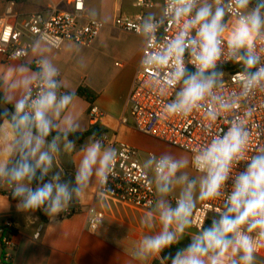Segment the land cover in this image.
Returning <instances> with one entry per match:
<instances>
[{
    "label": "clouds",
    "instance_id": "clouds-1",
    "mask_svg": "<svg viewBox=\"0 0 264 264\" xmlns=\"http://www.w3.org/2000/svg\"><path fill=\"white\" fill-rule=\"evenodd\" d=\"M87 18L96 24V9H87ZM130 28L142 40L141 67L160 96L171 92L165 113L187 117L204 109L209 130L216 121L224 124L191 156L151 154L134 165L154 200L140 218L147 233L132 258L141 264H264L258 257L264 250V147L250 152L246 122L249 100L264 94V0H164ZM46 44V35L39 34L0 71V188L16 201L17 212L41 211L56 225L91 188L104 201L118 153L103 132L93 131L80 143L83 124L69 111L77 92L45 54ZM229 63L238 67V90L225 95ZM66 162L74 166L71 173ZM215 200H221L219 209L210 223L200 224L198 202ZM92 223L101 227L102 218ZM194 226L198 230L188 241L174 247Z\"/></svg>",
    "mask_w": 264,
    "mask_h": 264
},
{
    "label": "crops",
    "instance_id": "crops-1",
    "mask_svg": "<svg viewBox=\"0 0 264 264\" xmlns=\"http://www.w3.org/2000/svg\"><path fill=\"white\" fill-rule=\"evenodd\" d=\"M8 1L0 0V17H5ZM15 1V21L18 24L33 14L53 8L73 10V0ZM146 1L151 2L150 7L139 6V0H85L86 15L87 9L94 8L98 13V20L106 24L94 43L80 46L67 42L60 50L44 45L45 54L60 69L61 78L67 87L77 92L78 99L69 111L81 120L82 132L98 125L108 133L117 134L120 140L137 147L141 153L148 150L154 141H162L142 134L134 127L128 98L141 64L142 40L140 36L120 29L115 20L121 16L145 14L159 9L163 4V0ZM26 41L28 39L23 38V42ZM31 59L32 56H29L28 61ZM80 60H83V67L78 63ZM13 62V59L7 61L0 52V71ZM81 89L86 91L84 95L78 93ZM94 102L103 111V117L97 123L92 122L88 115ZM123 117L129 119L127 124L122 123ZM177 150L190 156L185 151ZM63 166L66 173L73 171L74 166L70 162ZM191 171L192 175H198L194 170ZM7 192L6 188H0V223L12 218L16 224L17 249L14 264H141L132 258V251L136 242L147 233L140 225V218L148 210L100 202L96 199V188L93 187L79 204L71 207L75 209L74 215L67 218L60 216L59 224L49 225L46 215L43 219L37 212L31 216L17 212L16 201ZM7 197L8 207L5 208ZM91 206L104 214L102 225L97 231L92 230L88 224L87 209ZM210 221L211 219L208 223ZM194 232V228L189 229V234L178 246L182 247ZM37 233L39 237L36 239ZM258 257L260 262H264V254H258ZM155 261L158 260L152 259L143 264H153Z\"/></svg>",
    "mask_w": 264,
    "mask_h": 264
},
{
    "label": "built area",
    "instance_id": "built-area-1",
    "mask_svg": "<svg viewBox=\"0 0 264 264\" xmlns=\"http://www.w3.org/2000/svg\"><path fill=\"white\" fill-rule=\"evenodd\" d=\"M138 4L143 7L151 6V2L146 0H139ZM81 5L83 8L80 7ZM15 6L16 1L9 0L5 9V17H0V52L7 61L13 59L14 52L27 47L41 33L46 35L48 46L60 50L67 42L80 46L92 45L106 25L101 20H98L96 24L89 21L85 13V0H73L72 11L53 8L47 12L33 14L21 24L15 21L17 18ZM143 15V13H139L135 16L117 17L115 24L126 32L138 35L135 29L130 28V25L138 24ZM174 32L173 28L168 32V35L172 36ZM23 38H27L28 41L23 42ZM28 58L29 56L26 59L28 60ZM237 71L238 67L235 64L229 63L225 67V95L238 90L234 79ZM154 83L151 73L143 69L140 64L128 98L132 121L138 132L185 151L191 156L194 150L211 139L213 132L224 127L222 120L216 121L209 130V121L204 109H199L187 117L167 115L163 102L171 97V92L167 97L160 96ZM248 103L252 109L251 116L246 118L252 134L249 146L251 152L259 147H264V94H257ZM239 114L244 116L243 108L240 109ZM88 115L92 122L97 123L103 117V111L94 102L89 108ZM121 121L123 124H127L129 119L123 117ZM104 134L106 143L114 146L118 153L113 173L114 179L110 181L112 191L106 193L104 202L149 210V202L154 200L151 186L139 178L138 174L141 169L134 167V165L143 163L142 153L137 147L120 140L117 134L108 132H104ZM151 154L153 153L149 155ZM220 203L221 200L201 202L197 205L196 220L200 224L207 225L215 211L219 209ZM205 204L210 206L205 207ZM87 211L89 227L97 231L99 227H95L92 221L100 218L103 220L104 214L93 206L89 207ZM74 214L75 209L72 208L62 212V216L65 218ZM193 228L198 230L196 226ZM15 229L16 224L12 218H7L0 223V264H14L17 249ZM38 237L39 233L35 235L36 239ZM258 254H264V250Z\"/></svg>",
    "mask_w": 264,
    "mask_h": 264
},
{
    "label": "rangeland",
    "instance_id": "rangeland-1",
    "mask_svg": "<svg viewBox=\"0 0 264 264\" xmlns=\"http://www.w3.org/2000/svg\"><path fill=\"white\" fill-rule=\"evenodd\" d=\"M227 35L228 34H226L225 37H227ZM150 152H153L156 155H159V154L164 153V152H171V153H174V154H177V155H186V154L178 151L174 147H171V146H169L167 144H164L162 142H159V141H156V142L154 141V143L150 144L148 150H144L142 152V154H143L142 161H144L148 157V155H149ZM189 171L192 174L191 169H189Z\"/></svg>",
    "mask_w": 264,
    "mask_h": 264
},
{
    "label": "trees",
    "instance_id": "trees-1",
    "mask_svg": "<svg viewBox=\"0 0 264 264\" xmlns=\"http://www.w3.org/2000/svg\"><path fill=\"white\" fill-rule=\"evenodd\" d=\"M80 94H85L86 91L85 90H79ZM93 131H97V132H106L104 129H102L100 126L98 125H94L91 129H89L88 131H84L82 132V137H81V140H80V143H83L86 141V139L92 134ZM38 215L40 217H42L44 219V214L41 212V211H37ZM61 216H62V213H61ZM174 247H179V246H174ZM153 264H159V261H155Z\"/></svg>",
    "mask_w": 264,
    "mask_h": 264
}]
</instances>
